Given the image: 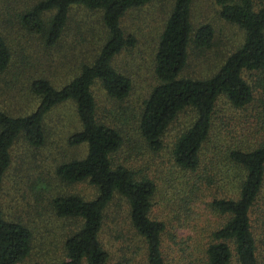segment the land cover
<instances>
[{"label": "trees", "instance_id": "trees-1", "mask_svg": "<svg viewBox=\"0 0 264 264\" xmlns=\"http://www.w3.org/2000/svg\"><path fill=\"white\" fill-rule=\"evenodd\" d=\"M151 1L0 3V74L8 70L12 60L3 31L7 25H13L12 30L14 26L24 30L44 49L64 38L71 27L74 8L96 15L93 24L98 28L92 52L79 60L73 54L69 79L55 82L44 76L47 73L39 72L27 81L28 92L35 100L29 112L11 114L0 108V264H109L101 234L107 221L114 222L115 216L109 214L114 204L120 212L118 217L127 222L138 241L144 264H166L164 223L150 215L156 195L164 197L166 191L170 197L183 192L186 202L209 193L204 211L218 220L208 229L195 264H257L250 215L257 212L260 219L264 216V131L259 134L263 128L249 130L248 118L242 113L254 101L255 89L264 93V0H211L219 18L241 32L234 48L220 59L211 53L212 26L191 23L194 0H170L153 55L157 82L142 102L138 132L146 147L158 152L169 123L182 112L190 113L191 121L176 136L170 151L174 168L184 178L177 184L174 173L157 182L144 170L136 171L114 157L122 143L121 134L98 116L92 94L94 84H98L108 99L122 101L127 97L131 80L114 67L112 60L132 47L136 39L123 30L121 22L129 10ZM77 28L75 41L79 38L82 42V36H87L85 31L96 30L94 25L84 30ZM189 46L204 57V76L181 74ZM33 53L39 54L36 50ZM65 102H72L79 124L67 143L85 144L86 151L81 158L59 163L54 173L66 184L86 182L94 194L89 199L75 193L50 198L48 211L53 222L57 226L66 222L65 226L70 227L66 232L55 227L59 228L57 233L45 226L44 234L36 239L28 222L3 211L1 185L18 140L32 148L43 145L47 135L45 115ZM257 104L262 105V101L257 100ZM261 221L264 223V217ZM195 246H200V241ZM193 262L189 260L188 264Z\"/></svg>", "mask_w": 264, "mask_h": 264}, {"label": "rangeland", "instance_id": "rangeland-1", "mask_svg": "<svg viewBox=\"0 0 264 264\" xmlns=\"http://www.w3.org/2000/svg\"><path fill=\"white\" fill-rule=\"evenodd\" d=\"M6 1L0 0V3L6 4ZM8 1L10 4L23 3V0ZM170 4V0H152L129 10L122 18L123 30L132 34L136 42L132 47L117 54L112 63L131 80L127 97L122 101L108 99L98 84H94L92 94L98 116L121 134L122 143L114 157L136 171L144 170L157 182L169 179L174 173L177 176L174 178L177 184L183 182L184 178H181L179 170L174 168L170 151L176 136L191 121L190 113L182 112L169 123L162 137V149L158 152L150 151L138 132L142 102L157 82L153 74V55ZM71 14V27L66 30L64 38L48 49H44L41 42L24 30L16 26L12 30L13 25L6 26L3 31L11 47L12 60L8 70L0 74V108L11 114L29 112L35 103L27 89L29 79L43 72L47 73L44 76L55 82H64L70 78L73 71V54L79 60L92 52L98 38V28L96 23L93 24L97 16L80 8L72 9ZM203 22L212 26L214 44L211 53L215 58L220 59V55L227 54L241 38V32L236 26L219 18L217 7L211 0H194L191 6V23L197 26ZM93 25L96 30L91 33L85 31L87 36H82L85 41L82 42L79 38L75 41L77 27L84 30ZM188 49V60L181 74L189 77L204 76L207 73V70H201L205 62L204 57L196 53L197 51H192L191 46ZM34 50L40 55L32 54ZM257 100H261L262 105L258 106ZM242 114L248 118L249 130L254 132L256 128H263L259 134L264 131V93L260 89L254 90V101L249 110L246 109ZM44 125L47 135L43 145L32 148L22 140L15 144L11 153L12 163L1 185L3 211L18 220L28 222L34 229L35 238L44 234L45 226L54 228L57 233L59 228L66 232L70 227L68 224L65 226L66 222L58 223L59 226L53 222L48 211L50 198L63 193H75L89 199L94 194V189L86 182L66 184L54 173L59 163L81 158L86 151L85 144L67 143L68 136L79 129L72 102L54 106L45 115ZM182 187L183 185H180V188ZM166 192L164 197L156 195V203L152 205L150 212L153 218L164 223V244H168L165 247V262L179 264L181 260L182 264H188L191 260L194 261L192 264H195L200 259L198 253L204 246L208 229L214 227L212 224L218 220L204 211L209 193L203 192L198 200L186 202L183 192L178 193L176 197H170ZM118 213L120 212L114 204L109 213L112 218L115 216L114 222L107 221L101 234V241L109 255L108 263L144 264L138 241L133 237L127 222L118 217ZM259 216L257 212H253L250 221L257 242V264H264V223L261 221L264 216L262 215L261 219ZM45 236L48 237L46 233ZM199 241L200 246H195ZM197 248H200L198 252L195 251ZM184 257L186 258L183 259Z\"/></svg>", "mask_w": 264, "mask_h": 264}]
</instances>
